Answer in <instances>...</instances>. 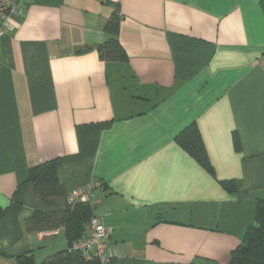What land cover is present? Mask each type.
Listing matches in <instances>:
<instances>
[{"label": "crops", "instance_id": "0c3cea01", "mask_svg": "<svg viewBox=\"0 0 264 264\" xmlns=\"http://www.w3.org/2000/svg\"><path fill=\"white\" fill-rule=\"evenodd\" d=\"M19 6L0 37V264L67 247L61 227L25 225L65 208L63 197L36 200L27 180L52 158L66 192L90 186L93 215L112 228L99 264L227 263L264 198L262 0ZM113 13L125 61L96 49ZM191 122L212 172L175 140Z\"/></svg>", "mask_w": 264, "mask_h": 264}, {"label": "trees", "instance_id": "16d2710c", "mask_svg": "<svg viewBox=\"0 0 264 264\" xmlns=\"http://www.w3.org/2000/svg\"><path fill=\"white\" fill-rule=\"evenodd\" d=\"M264 7V0H262ZM119 15L113 13L104 23L105 39L98 43L96 49L102 60L125 61L126 53L117 34ZM176 142L189 152L205 169L212 170L206 150L195 122L187 124L175 136ZM233 144L240 148L237 134L233 133ZM57 158L34 164L27 169V180L31 182L36 200L58 196L67 198V192L57 177ZM221 185L228 191L236 190L235 180H221ZM2 208L0 207V212ZM93 215V206L84 201L65 205L62 210H35L25 221L29 232L45 229L62 228L66 238V248L56 250L44 257L39 264H99L97 259H87L72 245L84 236L88 221ZM19 264H32L33 256L29 252L16 256ZM225 264H264V198H257L254 208V220L248 224L240 242L231 250Z\"/></svg>", "mask_w": 264, "mask_h": 264}, {"label": "built area", "instance_id": "2783aa9c", "mask_svg": "<svg viewBox=\"0 0 264 264\" xmlns=\"http://www.w3.org/2000/svg\"><path fill=\"white\" fill-rule=\"evenodd\" d=\"M21 14L19 0H0V37L13 30L14 19L20 17ZM76 201H84L91 206L97 203V199H93L90 186L76 188L67 194V204H73ZM111 231L112 228L106 227L99 217L92 215L88 221L86 234L78 238L72 247L87 259H97L99 263L107 262L109 260L105 252L106 239ZM57 232L58 229H52L49 234L53 235Z\"/></svg>", "mask_w": 264, "mask_h": 264}, {"label": "rangeland", "instance_id": "374dc122", "mask_svg": "<svg viewBox=\"0 0 264 264\" xmlns=\"http://www.w3.org/2000/svg\"><path fill=\"white\" fill-rule=\"evenodd\" d=\"M60 235H61V237H63L62 233Z\"/></svg>", "mask_w": 264, "mask_h": 264}]
</instances>
